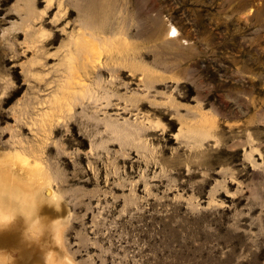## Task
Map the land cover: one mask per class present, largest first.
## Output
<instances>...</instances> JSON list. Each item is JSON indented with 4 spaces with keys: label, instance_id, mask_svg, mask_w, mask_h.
<instances>
[{
    "label": "rangeland",
    "instance_id": "1",
    "mask_svg": "<svg viewBox=\"0 0 264 264\" xmlns=\"http://www.w3.org/2000/svg\"><path fill=\"white\" fill-rule=\"evenodd\" d=\"M112 1L74 98L84 0H0L5 210L45 206L74 264H264V0Z\"/></svg>",
    "mask_w": 264,
    "mask_h": 264
},
{
    "label": "bare ground",
    "instance_id": "2",
    "mask_svg": "<svg viewBox=\"0 0 264 264\" xmlns=\"http://www.w3.org/2000/svg\"><path fill=\"white\" fill-rule=\"evenodd\" d=\"M114 3H116V1ZM83 4L84 5H80L81 7L83 6L82 7L83 13L85 12L84 13L85 15L86 14L88 15V13H89L90 16L92 14L93 15L90 17L91 19H87V21H84L83 23H81L80 27L81 26L82 27L80 29L83 28L84 30L79 32L77 34V36L74 38L73 42H74V45H75V50L72 49L73 48L72 47L70 49V51L68 52V54H67L68 62H69L68 63L69 64V70H70L69 72H70L71 76L68 75V77H69L68 82L66 83L65 86H62V87L65 88V90H67L69 88L81 89L82 91H79V92L71 91L72 93H70V94L74 98L80 97L81 93H88V91L90 89V88H88V85L83 82L85 80H82L83 78L81 77V74L79 72H86L87 73L90 67H93V66L95 67V62H96V60L99 59V55H97L99 53L98 52L99 48L100 49L103 48L102 44L105 45V46L109 45V47H110V45L112 44L111 43L112 40H114L113 34L116 31L113 28L114 32H113L111 37H109V35L104 36V33H103V35L102 34L100 35V33L103 32V30L107 31L105 28L109 25V23L111 21H113V20H111L112 19L111 16L113 14L116 15V13L113 10L114 9L113 6H115L117 3L114 5L112 0L111 1H107L106 0V1H103V2H101L100 0H84ZM249 9H252V7L249 8ZM116 10H117V6H116ZM112 11H113V13H112ZM118 12L119 11L117 10V13ZM110 25H112V24H110ZM109 28H111V27H109ZM109 31H110V29H109ZM108 32H105V33L108 34ZM109 34H110V32H109ZM65 59H66V57H65ZM99 65H101V64H99ZM92 70H93V68H92ZM92 70H90V71H92ZM86 73H85V75H86ZM63 92H65V91L63 90ZM67 95H68V92H67ZM57 96H58V94H57ZM67 97H65L64 95L60 96V97L58 96L56 101H58V103H61V101L65 102V99ZM69 100L68 101L66 100V101L69 102ZM63 104H65V103H63ZM69 104H71V103H69ZM57 108L59 109L60 107H57ZM16 157L18 159H20L22 156H21V154L17 153ZM35 160H37V159H35ZM25 174H27V173H25ZM30 176H32V175H30ZM26 177H27V175H26ZM29 178L31 180V177H29ZM36 178H38V177H36ZM26 181H27V179H26ZM11 185L12 186H10V188L11 187H18L17 184L16 185L11 184ZM37 186H39V185H37ZM42 186H43V184H42ZM4 188L8 189L7 186H6V183H5V185L0 186V192L4 191ZM19 188L22 189V192H25L24 189L27 190L26 186L25 187L24 186L18 187L17 191L20 190ZM48 188H49V193L48 194H50V193H52V191H54V190H52L51 187H49V185H48ZM10 193H14V191H10ZM45 197H46V195H45ZM2 202L0 201V245L7 244V242H9L8 240L10 239L11 241H10L9 244L16 248V250L18 252V256H19L18 260H15V259H14L15 261L10 260L11 262L8 261L9 263L13 262L15 264H20L21 263L20 260L23 259V256L25 255L26 247L31 246L32 249H33V252H31L29 257L38 258L37 264H69V263L70 264H74V262L71 261L70 258H69L70 260H68V261H71V262L67 263L68 262L66 260V259H68V258H66L67 256L65 258H62V257L58 258L57 255L55 254V250H54V248H55L54 247V243H55L54 240L55 239H53L55 232H56V234L58 236V239L60 238L58 231H55V225H54V222H57V219L54 216H51L50 214L49 215L48 214H44L42 208L45 207V206H42V205L41 206H39V205L33 206V205L25 203V205H27V206H25V207L23 206V207H24V209L28 210V213H27L28 216H30L29 214H32L30 211H32L34 209L36 210V212H35L36 216L32 217L31 223H29L30 227L26 228L25 227V224H26L25 220L23 221V218H16L15 216L12 215V213L8 212V210L6 211L5 208H7V206L5 204H3ZM28 222H30V221L28 220ZM9 224L14 225V227L11 228V229H9L7 227H4V226H8ZM26 226H28V225L26 224ZM60 241H61V239H60ZM61 245H62V242H61ZM28 249H29V247H28ZM18 262H20V263H18ZM1 263H4V262H1Z\"/></svg>",
    "mask_w": 264,
    "mask_h": 264
}]
</instances>
